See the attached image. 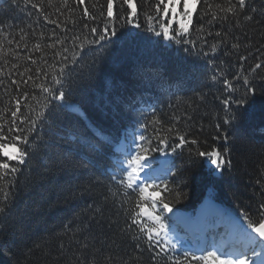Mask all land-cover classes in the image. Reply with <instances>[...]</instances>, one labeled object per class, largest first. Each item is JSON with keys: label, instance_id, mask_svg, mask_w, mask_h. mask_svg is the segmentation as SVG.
Here are the masks:
<instances>
[{"label": "snow or ice", "instance_id": "obj_1", "mask_svg": "<svg viewBox=\"0 0 264 264\" xmlns=\"http://www.w3.org/2000/svg\"><path fill=\"white\" fill-rule=\"evenodd\" d=\"M23 3L35 9L47 23L60 28L61 32L72 34L61 35L54 29L47 38L49 42L42 44L38 40L32 45L31 52L44 53L45 48L53 50L52 64L44 59L47 53L40 57L50 72L36 68V79L42 75L43 82L36 84L33 75L24 79L27 73L32 72L28 67L17 73L19 80L10 81L17 95H11L7 102L13 107L0 112V233L11 227L19 196L17 182L24 177L22 183L27 184L31 174L30 161L39 159L50 170H67L75 166L68 157L61 159L53 154V149H59L61 142L70 137V152L80 160L92 164L96 156L107 153L116 159L102 173L109 178L107 194L99 203L93 201L81 213L64 222L61 231L55 234L59 240L55 258L61 264L138 262L141 259L138 253L143 251L141 240L152 253L153 264H264V181H255L260 186L255 195L260 199L254 207L249 205L247 211L244 208L238 212L219 209L214 203L215 197H210L205 207L225 221V230L221 232V225L214 224L198 236L179 234L176 218L167 215L173 212V201L164 195L175 193V201L183 196L177 190L179 184L173 186L172 178L176 176V157L182 156L185 150L189 164L193 157L203 158L212 176L223 177L225 171L230 172L233 164L231 145L236 129L257 104L264 108V99L258 97L255 85L257 80L264 85V75L259 74L264 69V59H261L264 45L254 48L252 43L257 33L264 39V0H221L220 3L215 0H106L104 4L96 0L91 5L92 10L85 5V0H73L77 6H83L79 19L74 18L76 8L70 6L69 0H61V7L55 11L64 15L61 9H67L72 28L67 23L50 19L51 14L44 12V0L39 3L23 0ZM47 3L52 5L53 0H47ZM141 15L145 32L165 42V49L175 46L176 52L184 53L185 58L193 55L197 59L208 58L219 51H223L225 57L239 53L241 49L247 52V55L238 56L239 68L231 79L230 73L222 67L225 60H220L219 65L213 59L208 60L213 69L209 79L221 83L225 94L223 99L216 97L220 99L222 111L213 113L216 121L213 143L209 144L192 133L188 122H194V114L200 107L193 101H185L192 114L184 112L183 129L177 126L182 121L181 116H175L173 122L165 124L152 109V118L140 123L130 139L125 135L123 142L119 135H102L95 122H89L82 129L69 124L73 116L80 121L88 119L76 102H69V98L82 86L85 69L87 80L95 79L99 64L106 61L105 54L109 53L110 47L126 36L139 35L124 29L129 26L140 29ZM194 15L197 18L195 27ZM11 27L0 24V36L11 35L8 30ZM17 31L21 33L20 41L28 35L22 28ZM193 31L197 34L195 39L191 38ZM39 36L41 40L45 38L43 32ZM160 40L156 43L159 44ZM20 41H15L17 47H21ZM7 42L12 44L14 41L9 39ZM22 47L27 48L28 45L25 43ZM253 51L260 55L245 69L244 64ZM3 52L4 44L0 41V53ZM89 53L92 54L91 60L85 61ZM12 55L18 60L21 54L13 50ZM25 59L33 65L37 63L32 55ZM0 60L5 65L9 63L3 55H0ZM11 67L18 69L19 64L14 63ZM0 74H4L3 67H0ZM7 75L12 76L13 73L9 71ZM30 81L40 90V97L35 93L30 96L21 88L22 84L26 86ZM0 85H4L3 79H0ZM4 90L8 91V88ZM29 99L35 103H29ZM203 100L201 95L200 101ZM22 107L27 111L22 112ZM129 107L134 109V103ZM6 113L10 115L6 116ZM149 128L151 134H148ZM199 131L202 132L203 127ZM261 174L264 175V168ZM96 179L98 184L104 183L99 177ZM72 195L75 197L77 193ZM110 203L122 210L124 222L121 225L118 220L108 218V230L116 228L108 236L104 231V209ZM129 240L135 242L134 250H129L133 254L117 255L120 244Z\"/></svg>", "mask_w": 264, "mask_h": 264}, {"label": "trees", "instance_id": "obj_2", "mask_svg": "<svg viewBox=\"0 0 264 264\" xmlns=\"http://www.w3.org/2000/svg\"><path fill=\"white\" fill-rule=\"evenodd\" d=\"M36 2L39 3L40 0ZM95 2L96 0H85V5L92 10L91 5ZM215 2L220 3L221 0ZM99 3L104 4L106 0H99ZM69 4L76 8L73 16L79 19L82 16L83 6H77L73 0H69ZM58 7H61V0H53L52 5H48L47 0H44L45 14H51L50 19L67 23L68 27L72 28L67 9L62 8L64 15H60L55 11ZM29 12L32 13L31 16L28 15ZM140 22L142 23L140 29L131 26L124 29L126 32L139 33V35L126 36L125 39L114 43L109 53L105 54L106 61L99 64L95 79L88 81L87 69H85L82 86L69 98V102H76L88 119L80 121L73 116L69 124L82 129L89 122H95L102 135H119L121 139L128 135L130 139L133 130L138 128L140 123L152 118V109L156 110V114L165 124L173 122L175 116H181L182 121L177 126L183 129L184 112L188 111L192 114L185 101H193L199 103L200 107L194 114V122H188L192 127V133L201 140H207L209 144L213 143L212 137L216 135L213 113L222 111L220 99H223L225 94L221 83L210 81L209 76L213 69L208 60L213 59L217 65L220 60H225L226 63L222 67L230 73L229 79H231L239 68L238 56L247 55V52L241 49L239 53L225 57L223 51H219L215 56L210 55L208 58L197 59L195 55L185 58L184 53L176 52L175 46L165 49V42L145 32L142 15ZM0 24L6 27L12 26L8 29L11 35L0 36V41L4 44V52L0 55L9 61L5 65L3 60H0V67L4 68V74H0V79L4 80V85H0V112H2L6 107H13L7 102L11 95H17L15 86H10V81L20 79L18 72L24 71L26 67L31 68L32 72L27 73L24 79L27 75H33L36 84L44 80L42 75L36 79V68L50 72L40 57L47 53L44 59L48 64H52L53 50L45 48L44 53L31 52L29 50L32 45L38 40L42 44L49 42L47 38L54 29L61 35L72 33H63L56 25L47 23L31 6H24L23 0H16L15 3L13 0H0ZM196 24L197 18L194 15L193 27ZM19 28L28 33L23 41H20L21 33L17 31ZM73 31L75 32L76 29ZM33 32L36 34L33 35ZM40 32L45 34L43 40L39 36ZM196 35L193 31L191 38L195 39ZM9 39L14 42L8 44ZM158 40H160L159 44L156 43ZM15 41H20L21 47H17ZM25 43L28 45L27 48L22 47ZM252 43L254 48L261 47L264 45V39H261L257 33ZM13 50L20 52L18 60L13 58ZM261 51L264 52V48ZM27 55H32L37 63L33 65L31 61L26 60ZM258 55L260 54L253 51V55L249 56L244 64L245 69L256 62L255 57ZM91 57L92 54L89 53L84 59L89 61ZM261 59H264V56ZM14 63L19 64L18 69H12L11 65ZM9 71L13 73L12 76L7 75ZM259 74L264 75V69H261ZM255 85L258 89V97L264 99V85L259 80L255 81ZM6 87L8 91L4 90ZM21 88L28 91L30 96L35 93L40 97V90L31 81L26 86L22 84ZM201 95L204 97L203 101H200ZM28 102L35 103L31 99ZM133 103L134 109L129 107ZM21 110L27 111L23 107ZM200 127H203L202 132L199 131ZM151 131L149 128L148 134H151ZM234 135L235 140L231 145L232 170L225 171L223 177L210 175L203 158L193 157L189 164L186 150L182 156L176 157V176L172 178V184L173 186L179 184L177 190L181 191L183 196L179 201H175V193L164 195H168L173 201V209L180 212L175 217L180 235L187 232L184 229L186 224L183 222L186 215H190L189 228H193L197 236L208 227H204L196 220L197 210L206 197H215V201L236 212L240 208L249 210V205L254 207L260 199L255 195L260 191V186L256 185L255 181L257 179L264 181V175L261 174V169L264 168V108L257 104L251 114L241 121ZM61 144L59 149H53V154L61 159L68 157L75 166L67 170H50L39 159L29 162L31 174L27 184L22 183L24 177L17 182L19 196L13 210L11 227L0 233V264H61L55 258L59 245L55 234L61 231L64 222L81 213L93 201L99 203L103 195L107 194L109 178L102 173L110 168L116 157L107 153L96 156L94 163L89 164L87 160H80L79 156L70 152V137ZM97 177L104 183L98 184ZM85 188L89 191L85 192ZM73 193L77 195L73 197ZM104 211V231L111 236L116 228L114 226L109 231L107 220L116 219L122 225L123 212L117 205L111 203L105 205ZM117 212L120 213L119 216L116 215ZM167 215L173 216L170 213ZM216 219L212 218L211 221ZM222 230L223 228L220 231ZM140 243L143 251L138 255L141 259L138 262L132 261L131 264H153L152 253L147 250L143 240ZM134 246L135 242L130 240L121 243L117 255H132L133 251L129 250H134Z\"/></svg>", "mask_w": 264, "mask_h": 264}, {"label": "rangeland", "instance_id": "obj_3", "mask_svg": "<svg viewBox=\"0 0 264 264\" xmlns=\"http://www.w3.org/2000/svg\"><path fill=\"white\" fill-rule=\"evenodd\" d=\"M124 138V137H123ZM123 138L121 139V142H123ZM207 204V203H206ZM206 206V205H205ZM216 207L217 208H219V209H224V208H222V207H219L218 205H216ZM201 213H199L198 214V219H204V220H209V216L210 215H214L213 213H211V212H209L207 209H206V207H203L202 209H201V211H200ZM173 214L174 215H177L178 214V212H176V211H173ZM215 216H218V215H215Z\"/></svg>", "mask_w": 264, "mask_h": 264}, {"label": "bare ground", "instance_id": "obj_4", "mask_svg": "<svg viewBox=\"0 0 264 264\" xmlns=\"http://www.w3.org/2000/svg\"><path fill=\"white\" fill-rule=\"evenodd\" d=\"M208 202V200H206V202L202 205V207L200 208V211L203 207H205L206 203Z\"/></svg>", "mask_w": 264, "mask_h": 264}]
</instances>
